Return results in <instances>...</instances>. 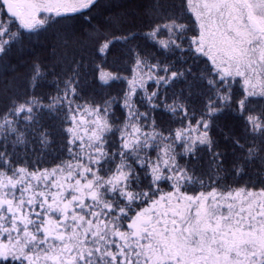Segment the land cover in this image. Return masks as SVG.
Returning <instances> with one entry per match:
<instances>
[{
    "label": "snow or ice",
    "instance_id": "snow-or-ice-1",
    "mask_svg": "<svg viewBox=\"0 0 264 264\" xmlns=\"http://www.w3.org/2000/svg\"><path fill=\"white\" fill-rule=\"evenodd\" d=\"M0 264H264V0H0Z\"/></svg>",
    "mask_w": 264,
    "mask_h": 264
}]
</instances>
